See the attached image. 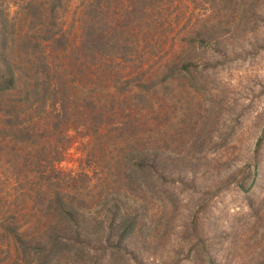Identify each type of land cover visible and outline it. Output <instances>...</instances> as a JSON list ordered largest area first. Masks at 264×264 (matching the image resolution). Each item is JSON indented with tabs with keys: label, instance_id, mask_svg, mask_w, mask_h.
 Instances as JSON below:
<instances>
[{
	"label": "rangeland",
	"instance_id": "374dc122",
	"mask_svg": "<svg viewBox=\"0 0 264 264\" xmlns=\"http://www.w3.org/2000/svg\"><path fill=\"white\" fill-rule=\"evenodd\" d=\"M54 2L0 0V40L26 33L42 42L60 28L80 35V0L58 3L59 27ZM40 4L42 15L34 8ZM173 20L176 36L154 52L165 55L174 38L185 49L186 30L198 47L187 49L213 67L167 77L154 94L159 116L150 150L170 159L146 182L139 173L132 182L116 173L99 183L89 171L101 227L67 264H264V0H179ZM33 45L16 39L6 46L23 61L16 69L30 70L26 58L42 53ZM84 143L62 169L87 170Z\"/></svg>",
	"mask_w": 264,
	"mask_h": 264
},
{
	"label": "trees",
	"instance_id": "16d2710c",
	"mask_svg": "<svg viewBox=\"0 0 264 264\" xmlns=\"http://www.w3.org/2000/svg\"><path fill=\"white\" fill-rule=\"evenodd\" d=\"M63 1L53 0L55 27L56 8ZM178 3L80 0V35L60 28L49 39L39 37L42 42L26 33L2 36L0 264L78 259L101 227L93 212L95 200L88 197L89 171L99 183L109 184L116 173L129 182L139 173L146 182L150 172L170 159L150 150L157 138L149 133L159 116L154 94L167 77L213 67L194 53L198 47L186 30L180 34L185 49L174 38L165 55L154 52L163 51L172 32L176 36L173 10ZM34 8L38 15L44 13V5ZM16 39L42 50L26 58V72L16 69L23 61L5 51ZM188 45L195 48L188 50ZM80 140L88 165L77 174L61 165ZM125 223L124 233L130 227Z\"/></svg>",
	"mask_w": 264,
	"mask_h": 264
}]
</instances>
